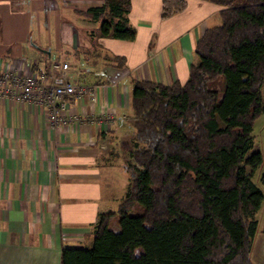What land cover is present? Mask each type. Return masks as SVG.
I'll return each instance as SVG.
<instances>
[{"label":"trees","instance_id":"obj_1","mask_svg":"<svg viewBox=\"0 0 264 264\" xmlns=\"http://www.w3.org/2000/svg\"><path fill=\"white\" fill-rule=\"evenodd\" d=\"M102 1L78 11L97 23L91 37L135 40L131 0ZM203 1L221 7L220 25L198 40L185 84L134 82V132L119 143L125 194L100 215L91 245L62 248L61 264H255L264 194L251 172L263 156L249 152L264 113V0ZM187 4L163 0L162 18Z\"/></svg>","mask_w":264,"mask_h":264},{"label":"crops","instance_id":"obj_2","mask_svg":"<svg viewBox=\"0 0 264 264\" xmlns=\"http://www.w3.org/2000/svg\"><path fill=\"white\" fill-rule=\"evenodd\" d=\"M186 1L163 19V0H131L137 36L125 41L92 38L97 23L78 14L102 0H0V69L96 86L95 99L66 98L57 127L48 107L0 96V264H61L64 246L91 245L100 215L116 212L125 191L113 169L129 157L119 143L134 82L185 84L198 40L220 25L221 7ZM63 44L66 55L54 58Z\"/></svg>","mask_w":264,"mask_h":264},{"label":"built area","instance_id":"obj_3","mask_svg":"<svg viewBox=\"0 0 264 264\" xmlns=\"http://www.w3.org/2000/svg\"><path fill=\"white\" fill-rule=\"evenodd\" d=\"M53 70L67 69L68 64H54ZM96 86L72 83H54L49 81L45 72L19 73L0 69V96L13 98L16 101H33L37 105L49 108L50 124L59 126L64 121L63 111L67 107L66 98L81 99L88 97L95 99ZM103 117L112 119L111 114ZM76 117L70 121H78ZM102 121V120H101Z\"/></svg>","mask_w":264,"mask_h":264},{"label":"rangeland","instance_id":"obj_4","mask_svg":"<svg viewBox=\"0 0 264 264\" xmlns=\"http://www.w3.org/2000/svg\"><path fill=\"white\" fill-rule=\"evenodd\" d=\"M51 43L53 44L54 41L52 40ZM58 43H60V41H58ZM32 45L36 47L35 44H32ZM66 48L67 47L64 46L63 44L62 49L56 55H54V58L56 59L59 58L60 60H62L64 56L66 55ZM263 93H264V90H263ZM125 131L127 132L126 138L130 137L133 134L134 128L132 124V118L129 122H127ZM253 138H254L253 147L250 150L249 154H251V152L253 151L254 152L259 151L263 156V162L260 165V167L256 169L254 172H251V169L249 167H248V171L252 173L253 175L252 179L254 183L259 188H261L264 194V186L261 183V177L264 172V113L254 123ZM126 159H129V157ZM113 174H114L115 181L118 182L119 185H123L124 191H126V187L128 184V174L126 172L125 167L124 166L114 167ZM106 178H109V177H106ZM254 218L256 219L258 226H257V231L255 233L254 241H253V249L251 253V258L255 264H262L264 262V198Z\"/></svg>","mask_w":264,"mask_h":264}]
</instances>
